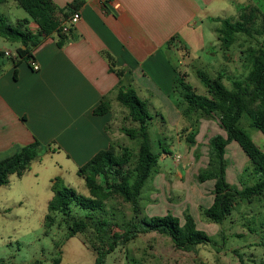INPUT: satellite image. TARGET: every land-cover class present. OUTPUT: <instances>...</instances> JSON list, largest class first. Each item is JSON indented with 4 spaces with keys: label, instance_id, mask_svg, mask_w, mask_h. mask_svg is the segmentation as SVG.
I'll use <instances>...</instances> for the list:
<instances>
[{
    "label": "crops",
    "instance_id": "1",
    "mask_svg": "<svg viewBox=\"0 0 264 264\" xmlns=\"http://www.w3.org/2000/svg\"><path fill=\"white\" fill-rule=\"evenodd\" d=\"M53 1L62 8L75 0ZM259 4L264 0H84L63 47L54 34L33 50L38 72L26 61L1 63L0 154L10 157L38 140L52 144L50 152L63 153L77 174L99 151L116 146L113 128L120 125L118 114L127 113L117 95L126 88L137 92L150 113L178 114L179 128L182 113L172 98L177 75L188 80L193 70L210 67L227 78L230 52L241 35L224 47L219 20H238L245 6L263 11ZM29 20V30L37 33L38 25ZM103 100L111 111L95 115Z\"/></svg>",
    "mask_w": 264,
    "mask_h": 264
},
{
    "label": "trees",
    "instance_id": "2",
    "mask_svg": "<svg viewBox=\"0 0 264 264\" xmlns=\"http://www.w3.org/2000/svg\"><path fill=\"white\" fill-rule=\"evenodd\" d=\"M8 1L0 0V39L20 45L16 50L17 59H10L15 65L23 61L29 63L34 57L33 50L44 38L54 34L58 37V46L63 47L69 37L62 31V25L84 4V0H75L61 8L53 0H13L38 25V32L33 33L29 30L30 20L27 18L18 20L16 24L7 22L1 13V6ZM261 18L264 20V12L257 5H251L240 9L236 21L220 19L218 34L223 46L231 47L237 35L252 37L253 28ZM246 54L252 55L251 60L248 58L251 69L246 78L234 80L232 88L224 83V75L211 77L202 70H198L197 75L206 88L204 95L187 82L185 75L178 74L174 83V93L182 99L177 106L189 122L194 116L215 118L225 132V135H216L209 140L208 166L196 176L199 183H214L213 201L204 210V215L216 224H223L240 203L264 199V151L240 126V120L246 116L252 128L264 137V45ZM3 57L5 54L0 51V58ZM108 59L110 69L120 76L121 72L116 71L112 57L108 56ZM117 101L136 124L125 130L130 139L140 140L135 162L130 148L119 152L115 145H111L99 151L79 167L77 173L85 181L88 197L66 186L60 178L55 179L53 197L45 218L46 235L55 223L54 215H62L67 219V240L83 236L84 244L90 245L96 253L95 264H106L107 256L116 249L126 247L141 234L152 232L168 235L179 250L210 244L211 237L197 228L188 213L184 214L183 220L172 214L141 216L140 196L159 158L151 145L149 121L152 118L148 105L132 88L120 89ZM110 111V104L103 100L94 114L105 115ZM193 140L194 135L190 134L188 142ZM233 142L239 145L258 177L254 185L242 190L234 188L228 179L226 151ZM41 147V143L35 140L16 154L0 160V187L8 184L9 176L24 175L40 158ZM73 206L85 211V216L72 215ZM55 264H60V261H55Z\"/></svg>",
    "mask_w": 264,
    "mask_h": 264
},
{
    "label": "rangeland",
    "instance_id": "3",
    "mask_svg": "<svg viewBox=\"0 0 264 264\" xmlns=\"http://www.w3.org/2000/svg\"><path fill=\"white\" fill-rule=\"evenodd\" d=\"M259 5L264 11V6ZM1 13L9 24L29 18L27 12L13 0L1 6ZM263 26L261 18L253 28V36L241 35L230 52V64L225 71L227 78L224 79L227 87L232 88L234 80L248 75L251 69L248 58L251 60L252 55L246 52L264 45ZM18 46L0 42V49L6 47L12 52H16ZM8 62L6 57L0 58V65ZM196 67L199 69L193 65V68ZM202 70L211 77L216 76L210 67ZM187 82L199 94L206 93L196 70L191 72ZM173 95L175 103L182 101L178 93ZM127 114H118L120 125L113 129L117 134V149L121 152L130 148L135 162L140 140H132L126 135L125 130L136 125ZM150 114L152 150L159 158L140 196L141 216L172 214L183 220L184 214L188 213L197 228L206 232L212 241L207 245L179 250L168 235L156 232L141 234L126 247L108 255L106 264H264V199L240 203L223 224H216L204 215V210L213 201L214 183H199L196 176L208 166L209 140L223 132L218 120L194 116L189 122L181 114V126L176 128L178 114ZM240 126L264 151V137L252 128L246 116L240 120ZM190 134L194 135L192 143L188 142ZM50 145L41 144V156L31 164L30 169L22 176H9L8 184L0 187V264H55L57 260L60 264H95L96 253L90 245L84 244L83 236L67 240L68 224L62 215H54L55 223L48 234L45 233V218L53 197L55 179L60 178L66 186L89 196L85 181L76 174L77 168L65 161L67 157L63 153L50 152ZM165 150L172 154H165ZM6 155L0 154V160L8 157ZM226 159L228 179L234 188L242 190L257 182L258 177L251 163L236 142L228 146ZM175 171L178 178L172 181ZM85 214V211L73 206L72 215L83 217Z\"/></svg>",
    "mask_w": 264,
    "mask_h": 264
},
{
    "label": "built area",
    "instance_id": "4",
    "mask_svg": "<svg viewBox=\"0 0 264 264\" xmlns=\"http://www.w3.org/2000/svg\"><path fill=\"white\" fill-rule=\"evenodd\" d=\"M80 19V11L74 12V14H72V16H70V18L63 23L62 31L64 33H68L70 29L79 22ZM5 57L9 59H17V53L7 50L5 51ZM29 64L33 71L38 72L40 70V66L34 57L30 59Z\"/></svg>",
    "mask_w": 264,
    "mask_h": 264
}]
</instances>
